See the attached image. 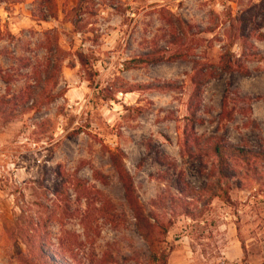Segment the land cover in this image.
I'll return each mask as SVG.
<instances>
[{"label": "rangeland", "instance_id": "1", "mask_svg": "<svg viewBox=\"0 0 264 264\" xmlns=\"http://www.w3.org/2000/svg\"><path fill=\"white\" fill-rule=\"evenodd\" d=\"M217 143L264 148V0H0V264H148L138 213L168 264L264 253V166Z\"/></svg>", "mask_w": 264, "mask_h": 264}, {"label": "trees", "instance_id": "2", "mask_svg": "<svg viewBox=\"0 0 264 264\" xmlns=\"http://www.w3.org/2000/svg\"><path fill=\"white\" fill-rule=\"evenodd\" d=\"M45 2H50L51 0H44ZM138 65H142L143 63L149 62L147 59L139 58L138 60H135ZM135 67V66H134ZM232 68L231 64H225L224 69L230 70ZM158 87V86H157ZM214 153L218 157L219 164L218 168H220V180L223 177H227L229 171H230V163L231 159H238L243 161L244 163H251V162H260L264 166V148H249V147H242L235 144H221L217 143L214 145ZM111 159L114 167L116 168L117 172L120 175V178L123 182L126 196L131 204H135V200L133 198L134 195V187H133V181L128 173V170L124 164V154L111 152ZM136 218L138 220L137 228L141 236L144 238V240L149 244L150 249V256H149V263L148 264H168V252L163 250L161 247L162 240L160 239V236H166L171 228V224H164L162 222H158L154 226L146 217H144L141 213L136 214ZM154 227L156 228L154 230ZM158 230V234H154ZM44 246V247H43ZM47 247L46 244H41L40 248L42 251V248ZM245 247V246H244ZM43 252V251H42ZM51 252V251H50ZM52 253V259L49 260V262H52L51 264H70L67 260H65L63 257H61L56 252Z\"/></svg>", "mask_w": 264, "mask_h": 264}, {"label": "crops", "instance_id": "3", "mask_svg": "<svg viewBox=\"0 0 264 264\" xmlns=\"http://www.w3.org/2000/svg\"><path fill=\"white\" fill-rule=\"evenodd\" d=\"M221 254L222 258L231 264H264V253L254 254L250 250V245L244 244L238 237L235 239L232 236Z\"/></svg>", "mask_w": 264, "mask_h": 264}]
</instances>
